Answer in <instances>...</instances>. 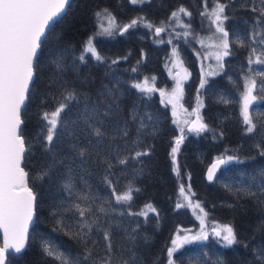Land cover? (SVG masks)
<instances>
[{"label":"trees","instance_id":"16d2710c","mask_svg":"<svg viewBox=\"0 0 264 264\" xmlns=\"http://www.w3.org/2000/svg\"><path fill=\"white\" fill-rule=\"evenodd\" d=\"M218 2L227 5L223 27L228 32L230 55L219 60L216 71L202 76L198 60L203 55L202 40L215 35L212 17L204 13H211L217 0H143L137 4L70 0L42 38L21 111L22 134L30 145L22 166L30 174L36 207L24 249L20 253L10 249L13 254L6 264H58L45 251L46 245L79 257L81 264H98L106 255L103 229L111 234L113 264L129 259L130 249L136 264H164L174 232L197 224L189 207L177 208L178 203L185 204L180 185L199 201L208 219L229 222L238 242L225 246L215 236L189 241L174 253L177 264H264V193L260 190L264 186V93L259 87L253 90L251 95L256 98L249 101L248 109L257 124L255 132L246 131L242 109L249 68L264 70V65L248 64L251 48H264L257 42L264 39V17L251 10L262 4L261 0ZM181 7L191 16L172 17ZM105 9L120 26L112 35L103 34L98 25L96 13ZM133 20L136 25L124 31ZM160 27L164 31L157 33ZM90 38L102 62L90 54L86 62L78 59ZM172 46L188 69L181 102L188 108L197 107L207 125L199 133L187 126L178 128L169 104L156 91L132 87L142 78L156 85L170 83L166 63ZM71 92L77 99L69 100L61 114L67 129L58 128L59 139L46 148L42 115L54 111L57 102ZM93 124L106 133L102 139L91 133ZM125 127L127 137L118 131ZM181 135L184 138L173 159L172 146ZM137 151L147 155L135 159ZM220 156L234 159L220 165L209 181L205 168ZM125 158L127 164L118 163ZM129 187L131 202L116 203L115 195ZM82 196L92 199H77ZM73 203L91 207L90 222L99 218L98 227L85 238L87 245L76 236L81 218L69 211ZM141 212L147 215H134ZM86 246L92 251L91 260L83 259Z\"/></svg>","mask_w":264,"mask_h":264},{"label":"snow or ice","instance_id":"6c2138e0","mask_svg":"<svg viewBox=\"0 0 264 264\" xmlns=\"http://www.w3.org/2000/svg\"><path fill=\"white\" fill-rule=\"evenodd\" d=\"M142 2L143 0H131L132 4ZM69 4L70 0H0V230L3 231V243L0 246V264H6L8 255L13 254L9 252L10 249L14 250L15 253H20L24 249L28 238V226L35 214L36 193L30 186L29 172L22 166L25 153L28 151L30 145H26L25 137L22 134L24 121L21 111L25 105V101L28 99L29 86L33 82L35 71L34 60L37 57L38 49L41 47L42 38L46 37V30L52 28L57 18L61 16ZM261 4L260 8L253 6L251 10L259 12L260 16L264 17V0H261ZM226 7V4L219 3L217 0L211 13H204V15L212 17V23L216 25L217 32L221 34L218 37L220 43L216 45L220 49L216 53L218 61L230 55L228 32L223 27L224 21L228 19L224 15ZM182 13L191 16L190 12L181 7L177 12L172 13V17L179 19ZM96 16L108 21L107 27L101 24L103 34L112 35L113 29L120 27L116 24L115 17L107 9L97 12ZM136 23L137 21L133 20L130 24L124 26L123 30L127 31L128 28L135 26ZM155 31L160 33L164 31V28H156ZM252 40L256 41V35H253ZM257 42L264 45V39ZM241 46H244L243 42H241ZM87 54H90V58H94L98 62H102L104 59L94 47L91 38L87 41L85 48L82 49L78 59L81 62H86ZM113 63L116 62L113 61ZM248 64L264 65V48L258 51L256 47H252L248 56ZM57 67L60 68L61 65L57 63ZM244 79L246 89L243 94L244 123L248 125L246 131L253 133L257 130V124L253 122V117L248 112L249 99L254 100L256 98L251 94L257 87L264 93V70L249 68V75H246ZM257 79L260 81L259 85L257 84ZM147 84L148 79L146 78L143 84L136 83L132 87L139 89L141 92L151 93L155 91L154 87H145ZM179 87L180 85L177 84V88ZM72 99H77L74 92L68 93L63 101L57 102L54 111L43 113L42 119L45 121L44 128L46 129L43 138L47 142L46 148L52 146L54 139H59L61 133H58V128L61 130L67 129V121L62 118L61 114L68 108V101ZM85 107L87 108V105ZM91 113L93 116L97 115L96 107L91 109ZM104 115H107V113H104ZM141 128H143V125L137 129L138 135ZM206 128L207 125L200 124L198 127L189 130L199 133ZM90 130L92 134L101 139L106 135L101 130V127H95L94 124ZM118 131L124 137L129 135L126 127L118 129ZM183 131L182 128L181 133ZM183 138V135H181L176 139V147L172 148L173 159H175V154ZM138 142L139 140L137 139L133 141V144ZM257 147H260V145H257ZM80 154L84 155V152L82 151ZM143 155H147V153L137 151L134 158L139 159ZM261 155H264V150L261 151ZM232 159L234 157L231 156L227 157V160L218 158L216 163L208 169L207 179L212 181L215 176L214 170L217 166L223 165ZM118 163L125 165L128 163V160L126 158L120 159ZM43 175H46V173H43L39 179H43ZM109 184H111V181H109ZM65 187L70 190V185L66 184ZM260 190L261 193H264V186H261ZM112 191L115 194L116 189L113 188ZM132 191L129 187L127 191L116 194V203H130ZM179 191L184 195L187 204L178 203L177 208L191 206L194 209H199L205 216L207 215L199 201L193 204L191 197L185 193L183 185L180 186ZM249 194L256 195V193L251 192ZM77 199L86 201L92 199V197L82 196L77 197ZM146 207L151 208L155 212V209L151 205H147ZM72 210L81 218L77 220L78 231L76 232V236L84 240L85 245H87L85 238L91 234L93 228L98 227L99 218L91 219L90 222L92 209L88 205L81 206L80 203H73L69 211ZM101 211H104V209L101 208ZM134 215L146 216L147 213H134ZM101 231L105 241L106 255L99 260L98 264H113L111 234L106 229ZM213 232L217 237L222 239L225 246H231L238 242L236 233L230 225L213 228ZM191 239H207V235L201 232V234ZM187 242H189L188 236L181 237L178 235L177 239L172 240L173 247L167 250L169 257L168 264H175V261L172 259L174 253ZM45 251L58 264H81L79 257L73 258L71 255H67L50 245L45 246ZM129 253V259H122L120 264H136L135 253L131 249ZM83 259H92V251L87 246L85 247ZM92 264H97V262L93 261ZM220 264H223V262L221 261Z\"/></svg>","mask_w":264,"mask_h":264},{"label":"rangeland","instance_id":"374dc122","mask_svg":"<svg viewBox=\"0 0 264 264\" xmlns=\"http://www.w3.org/2000/svg\"><path fill=\"white\" fill-rule=\"evenodd\" d=\"M99 19L100 20L98 21V25L100 26V28H101V24H103L104 27L108 26V21L106 19H103L101 17ZM213 28H214L215 35L208 36L205 40H202L203 55L199 56V59H198L202 76H204L206 73H213L218 68L219 61L216 58V53L220 51V49L217 48L216 45L220 43V40L218 39V37L221 34L217 32L215 24H213ZM166 71H167V74L170 76V83L168 85H156L154 82H152L150 79L147 78L148 84L145 85V87H154L155 91L158 93L160 97V100L164 103L169 104L170 109L173 113V122L178 128H181L183 126H187L188 121L193 117L194 110H197V107L188 108V107H185L181 102L183 83L188 77V69L184 65L175 46H172L170 50V55L166 63ZM145 79L146 78H142L137 83L143 84ZM177 84L180 85L179 88H177ZM161 93H163V95H161ZM250 100H253V99H249V101ZM242 104L244 106L243 96H242ZM243 106H242V109H243ZM250 106L251 105L249 103L248 109L250 108ZM173 147H176V141L173 144L172 148ZM185 193L189 197H191L189 191L186 188H185ZM180 197H181L182 202L187 204V201L184 199V195L180 193ZM191 200L193 201V204L197 201L193 197H191ZM189 209L192 212V214L195 216V218L197 219V224L192 227L186 226V227H182L181 229H177L173 234V237L171 239V243L168 249L173 247L172 240L177 239L178 235L181 237L188 236L189 241H194L196 239H191V238L201 234V232L205 233L207 236H215V238H217L218 241L224 244L222 242V239L220 237H217L214 234L213 228H220L223 225H230L229 222H223V221H219L216 219L210 220L204 215V213L200 212L199 209H194L191 206H189ZM172 259L174 260L173 257ZM168 260H169V257H167L164 264H168ZM175 264L177 263L175 262Z\"/></svg>","mask_w":264,"mask_h":264},{"label":"water","instance_id":"95a60500","mask_svg":"<svg viewBox=\"0 0 264 264\" xmlns=\"http://www.w3.org/2000/svg\"><path fill=\"white\" fill-rule=\"evenodd\" d=\"M199 117V119H198ZM200 124H203L197 110H194V114H193V117L188 121L187 123V128H194V127H198ZM218 158H223V157H216V158H213L206 166L205 168V177L207 178V174H208V169L214 164L216 163L217 159ZM224 159V158H223ZM220 165L217 166V168L219 167ZM217 168L214 170L216 172ZM208 180V179H207ZM30 225V224H29ZM29 227V226H28ZM0 238H1V243H0V246H2V243H3V231L0 230Z\"/></svg>","mask_w":264,"mask_h":264}]
</instances>
